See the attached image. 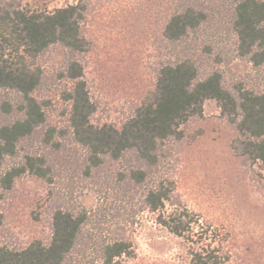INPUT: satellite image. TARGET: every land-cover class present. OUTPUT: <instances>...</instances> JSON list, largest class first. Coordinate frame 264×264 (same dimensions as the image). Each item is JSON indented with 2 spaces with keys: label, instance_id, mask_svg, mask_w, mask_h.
Here are the masks:
<instances>
[{
  "label": "rangeland",
  "instance_id": "rangeland-1",
  "mask_svg": "<svg viewBox=\"0 0 264 264\" xmlns=\"http://www.w3.org/2000/svg\"><path fill=\"white\" fill-rule=\"evenodd\" d=\"M20 1L51 10L74 0ZM168 7L169 0H87L82 27L86 49L76 58L94 106L93 124L119 127L137 106L153 99L157 69L167 58L161 33ZM197 34L201 44L212 48L199 62L202 76L217 70L227 88L264 91V67H254L237 53L229 6L210 12ZM64 61L59 45L33 60L41 72L34 94L44 106L46 123L22 141L16 159L24 153L44 156L53 179L47 184L24 174L4 193L0 245L20 249L34 240L47 243L52 210L66 207L86 216L81 244L69 264H102L100 245L114 239L129 240L133 249L132 256L119 258L117 264H191L184 239L156 224L143 208L147 183L128 179V170L139 164L131 153L106 157L88 170L84 149L68 134L59 137V149L44 143L47 127L67 128L66 96L72 81L62 75ZM2 95L15 98L7 90ZM11 119L0 113V123ZM180 129V138L160 147L159 178L173 187L180 202L220 231L229 253L226 264H264V163L242 154L241 136L214 99L205 100L201 115Z\"/></svg>",
  "mask_w": 264,
  "mask_h": 264
},
{
  "label": "trees",
  "instance_id": "trees-1",
  "mask_svg": "<svg viewBox=\"0 0 264 264\" xmlns=\"http://www.w3.org/2000/svg\"><path fill=\"white\" fill-rule=\"evenodd\" d=\"M228 6L238 55L254 67H264V0H169L161 33L167 58L157 69L153 99L137 106L116 127L90 120L94 106L82 78L83 66L76 58L86 49L82 27L87 0L51 10L22 5L20 0H0V113L12 115L0 123V201L24 174L52 183L44 156L24 153L16 158L22 141L46 123L44 106L34 94L41 72L33 60L59 45L65 51L62 75L72 81L66 96L70 102L67 128L47 127L44 143L59 149V137L68 134L84 149L88 170L106 157L118 159L131 153L139 164L128 170L127 177L135 184L147 183L143 208L154 215L156 224L184 239L191 264H226L229 253L223 235L174 196L173 187L159 178L157 167L161 145L180 138V126L201 115L207 99H214L220 114L234 125L241 136L242 154L264 163V91L227 88L217 70L200 74L199 62L212 48L201 44L197 32L210 12ZM5 90L15 98L5 99ZM7 159L11 162L5 164ZM85 217L66 207L54 208L49 241L34 240L20 249L0 245V264H69L81 244ZM99 251L102 264H117L119 258L133 253L127 239L104 242Z\"/></svg>",
  "mask_w": 264,
  "mask_h": 264
}]
</instances>
